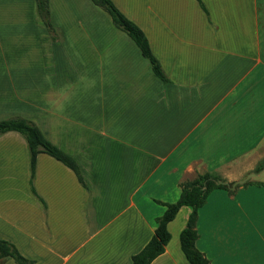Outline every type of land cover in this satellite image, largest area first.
I'll return each mask as SVG.
<instances>
[{"label":"crops","instance_id":"obj_1","mask_svg":"<svg viewBox=\"0 0 264 264\" xmlns=\"http://www.w3.org/2000/svg\"><path fill=\"white\" fill-rule=\"evenodd\" d=\"M21 1L31 12L10 28L28 30L27 59L18 54L8 72L0 60V119L35 121L86 182L41 152L34 187L43 203L30 187L25 137L0 135V238L34 264H131L182 181L207 171L241 181L264 159V0H202L206 10L199 0H113L168 81L126 32L102 31L78 3L66 0L79 10L66 5L58 22L49 0L54 39L36 0ZM190 213L183 205L168 223L171 239L151 264H190L180 243ZM196 229L212 264H264V185L214 189Z\"/></svg>","mask_w":264,"mask_h":264},{"label":"trees","instance_id":"obj_2","mask_svg":"<svg viewBox=\"0 0 264 264\" xmlns=\"http://www.w3.org/2000/svg\"><path fill=\"white\" fill-rule=\"evenodd\" d=\"M199 1L202 7L206 10L202 0ZM92 2L97 6L102 7L109 13L114 25L126 32L140 48L142 54L148 58L154 73L162 80L168 81L169 79L158 58L151 50L150 42L144 31L134 21L128 18L116 6L113 0H92ZM36 4L45 26L52 34V38L56 39V30L50 20L49 0H36ZM8 131H17L21 133L28 143L31 171L29 180L30 187L34 195H36L43 203H45L44 199L38 194L34 187L37 156L41 152L49 154L71 168L77 175L78 180L86 186L84 176L76 159L49 140L35 121L22 116H12L0 119V135ZM262 168L263 166L259 168V170L257 169V172ZM249 184L264 185V182L253 180H246L244 182L227 181L226 179L208 171L198 173L192 179L182 181L180 184L181 192L178 199L174 202L166 203L164 213L157 218V226L154 235L139 252L132 256L131 264H151L157 256L165 251V247L171 239L168 223L175 218L179 209L183 205L190 206L191 213L188 217L186 226L182 229L180 234L182 251L190 264H212L204 253L196 246V240L198 238L196 225L198 221L199 209L206 203L208 195L214 189L223 188L233 193L238 187ZM6 257H12L18 264L35 263L34 259H30L23 255L13 242L0 238V259Z\"/></svg>","mask_w":264,"mask_h":264},{"label":"rangeland","instance_id":"obj_3","mask_svg":"<svg viewBox=\"0 0 264 264\" xmlns=\"http://www.w3.org/2000/svg\"><path fill=\"white\" fill-rule=\"evenodd\" d=\"M66 0H54L53 6L51 8L54 20L56 19L58 22H60V13L62 14V17L64 15V13L66 14V11H68L66 9V5H69L70 8H74L76 5L75 4H68L65 3ZM74 3H78L80 5V11L82 13V15L85 17V14L88 13L89 15L92 14V16H88V19H92V23H94L95 19H97L98 21V27L102 28V31H106L107 28L112 27L115 28L116 26L114 25L113 21L111 20V16L109 15V13L103 9L100 6H96L98 11H99V16H95L94 11L96 9L95 6H93L92 4H88L90 3V0H87L88 2L85 3V0H71ZM28 4L23 3L21 0H0V32L2 33V48L3 51H0V60H2V65L4 64L3 67V71L4 72H8L10 70H12L10 68V63L11 61H16V56H18V54L20 55V57H22L21 59L26 60L27 59V52L25 51V43L29 40V32L28 30L22 26L21 24L18 23L17 28H10V25L16 24L15 21V14L18 13H26L27 11H30L29 6H27ZM77 9H74L72 11H78L79 8L76 6ZM33 11L38 12L37 9V4H36V8H35V4H34V9ZM67 15V14H66ZM40 19L42 20L41 16ZM108 19V20H107ZM51 20V17H50ZM53 20V18H52ZM51 20V22H52ZM52 22L53 27L55 28V30H57V26L54 25L55 22ZM43 21V20H42ZM71 24H73L72 26V31L78 29L77 25L75 24V21L72 20ZM46 30L48 31L47 27ZM49 32V31H48ZM47 34V33H46ZM55 35L59 36L58 34V30L55 31ZM18 49L20 52L13 53V57L11 56L10 52H7L9 49ZM6 51V52H4ZM19 59V58H17ZM6 65V67H5ZM46 72V69H40V72L44 71ZM14 71V75L18 74V69H13ZM19 85H17L18 88ZM263 166L264 168V159H262L257 167V169L259 170V168H261ZM260 169L261 170H263ZM257 169L254 172H257ZM258 171V172H260ZM257 172V173H258ZM27 183V182H26ZM26 186V185H25ZM26 188V187H25Z\"/></svg>","mask_w":264,"mask_h":264},{"label":"water","instance_id":"obj_4","mask_svg":"<svg viewBox=\"0 0 264 264\" xmlns=\"http://www.w3.org/2000/svg\"><path fill=\"white\" fill-rule=\"evenodd\" d=\"M246 180L261 181L264 182V168L260 172H251L249 173L241 182Z\"/></svg>","mask_w":264,"mask_h":264}]
</instances>
